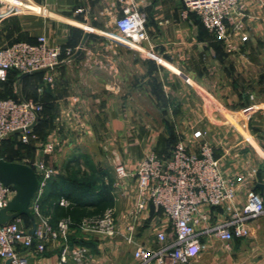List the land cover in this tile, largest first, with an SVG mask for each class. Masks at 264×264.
<instances>
[{"label": "crops", "instance_id": "crops-1", "mask_svg": "<svg viewBox=\"0 0 264 264\" xmlns=\"http://www.w3.org/2000/svg\"><path fill=\"white\" fill-rule=\"evenodd\" d=\"M26 1V10L0 22V48L17 41L35 43L45 35L52 46L74 49L71 58L63 54L54 70V86L45 84L46 120L38 127L39 141L27 158L45 160L52 170L40 202L43 214L54 224L72 204L90 213L78 221L66 217L73 221L70 245L87 246L92 264H136V244L158 247L160 230L174 236L163 209L151 204L135 219L136 244L127 243L124 235L134 221L136 183L132 178L115 185L116 166L123 163L134 171L138 161L153 152L159 136L182 135L178 139L192 151L209 142L222 173L238 183L234 200L203 207L209 226L240 210L251 188L264 195V0L246 1L242 24L248 39H236L239 46L233 54L210 40L196 14L184 18L182 0L139 4L148 15V40L140 46L115 26L119 0ZM79 8L83 11L77 12ZM149 50L159 58L148 55ZM46 74L29 73L23 79L41 76L45 82ZM12 75L0 80V99L26 98L3 97L5 88L13 86ZM155 116L162 120L157 129L146 122L140 127L132 123ZM92 120H101L103 127ZM196 130L204 132L200 139L194 138ZM102 136L105 142L99 141ZM48 141L56 144L51 154L42 149ZM104 185L110 186L111 195L99 212L116 207L119 234L115 237L81 227L84 218L98 209L94 204L103 198ZM62 198L71 205H61ZM28 220L23 216V226H31ZM249 229L250 235L235 236L232 253L223 255L205 256L221 241L202 234L203 250L188 264H264V214L250 220ZM61 249V240L50 242L42 253L32 249L29 263L57 264ZM6 262L0 258V264Z\"/></svg>", "mask_w": 264, "mask_h": 264}, {"label": "built area", "instance_id": "built-area-1", "mask_svg": "<svg viewBox=\"0 0 264 264\" xmlns=\"http://www.w3.org/2000/svg\"><path fill=\"white\" fill-rule=\"evenodd\" d=\"M144 0H119L120 12L114 13L115 26L120 33L140 46L148 40L147 13L140 8ZM183 16L188 18L194 13L205 29L220 41L228 54L238 50V42H245L248 36L243 31L242 18L245 16L247 0H182ZM26 0H0V22L24 8ZM83 11L82 8L76 10ZM86 29L91 30L90 26ZM152 49V48H151ZM71 58L74 49L50 45L48 38L41 35L35 43L17 41L0 48V80H6L9 72L19 73L47 72L45 83L54 86L53 72L63 61V54ZM148 55L159 57L149 50ZM254 98V95H251ZM40 102L29 98L0 99V144L11 137L26 145L39 140L36 127L43 115ZM194 138L200 139L204 132L196 130ZM56 144L48 141L43 145L46 154L54 152ZM39 175L40 186L32 199L29 210L36 220L34 233L30 227L22 224L23 216L0 224V258L10 260V264H30L28 254L34 249L42 253L52 241L61 240L62 249L57 264H92V254L87 246H72L69 235L73 221L63 217L54 224L42 212L40 196L52 170L45 160L27 159ZM117 182L135 179V206L132 210L134 221L126 227L124 239L129 244H136L134 231L139 213L151 204L159 205L173 227L174 236L169 237L166 230L156 233L158 247L136 244L133 256L136 264H188L203 250L201 236L204 233L214 235L226 249L231 248L235 236H249V221L264 214V195L256 188H251L240 210L234 211L223 221L208 225L209 216L203 207H214L226 201L234 200L238 183L232 177H226L219 159L215 157L214 147L207 141L198 145L197 151L178 140L168 155L150 152L142 157L134 171L120 163L115 168ZM241 182L245 181L242 177ZM12 185L0 181V210L15 196ZM60 204L71 205V201L62 198ZM198 226L204 230L199 232ZM83 230L99 236L115 237L119 234L117 209L109 206L103 212L84 218ZM105 264H115L107 262Z\"/></svg>", "mask_w": 264, "mask_h": 264}, {"label": "rangeland", "instance_id": "rangeland-1", "mask_svg": "<svg viewBox=\"0 0 264 264\" xmlns=\"http://www.w3.org/2000/svg\"><path fill=\"white\" fill-rule=\"evenodd\" d=\"M210 40L215 44L216 41H218L213 35L210 34ZM219 42V41H218ZM13 82V86L11 85L9 88H5L3 91V97H26V98H33L36 101L40 102L43 106V115L41 120L38 123V127L40 125H43V122L46 120V104L43 99V90L46 88L45 82L43 81L41 76L36 77H28L26 79H19L18 76L12 75L10 77ZM152 114L155 115V111H152ZM93 123H96L98 127H103V124L101 123V120H92ZM143 122H146L149 126H152L154 129H157V127L162 123V120L158 119L156 116L152 117L150 119H144V120H132V123L134 126L140 127L143 125ZM101 124V125H100ZM100 125V126H99ZM102 129V128H101ZM182 135H168L166 137L159 136L158 142L154 145L152 151L158 153V154H167L173 149L174 144L179 140ZM157 136L154 135L153 138L155 139ZM177 140V141H176ZM39 141V140H38ZM38 141L34 142L32 145L24 146L19 144L16 137L9 138L5 143L0 144V155L6 157V159L11 161H18V162H25V160L30 159L27 158V154L32 149L31 146ZM99 141L105 142L106 140L102 138H99ZM160 141V142H159ZM95 143H97L95 141ZM95 143H92V147L95 145ZM225 250V251H223ZM233 247L230 249H226L223 243L219 242L214 245V247L211 249H208V251L205 253V256H210L213 253H216L217 255H223L227 254L229 252L232 253Z\"/></svg>", "mask_w": 264, "mask_h": 264}, {"label": "water", "instance_id": "water-1", "mask_svg": "<svg viewBox=\"0 0 264 264\" xmlns=\"http://www.w3.org/2000/svg\"><path fill=\"white\" fill-rule=\"evenodd\" d=\"M28 74L24 73L22 77ZM0 181L5 185H12L16 190L15 196L0 210V224L26 216L31 222L30 232L34 233L36 220L29 206L39 190L38 173L27 163L9 161L0 157ZM6 264H10V260H7Z\"/></svg>", "mask_w": 264, "mask_h": 264}, {"label": "trees", "instance_id": "trees-1", "mask_svg": "<svg viewBox=\"0 0 264 264\" xmlns=\"http://www.w3.org/2000/svg\"><path fill=\"white\" fill-rule=\"evenodd\" d=\"M201 22V21H200ZM202 24V23H201ZM203 26V25H202ZM203 28L205 29V27L203 26ZM206 30V29H205ZM207 31V30H206ZM210 34V33H209ZM220 42V41H219ZM221 43V42H220ZM13 72V74L15 75H19V79H23L22 77V74L24 73H19L18 71L16 70H12L9 72V74ZM36 73V72H35ZM9 76V75H8ZM36 130H38V126L36 127ZM13 138V137H11ZM8 140V139H7ZM7 140H4L1 144L5 143ZM177 141V140H176ZM19 142V141H18ZM19 144L21 145H24V146H29V145H26V144H23L21 142H19ZM171 152V151H170ZM170 152H168L167 154H160V155H168L170 154ZM2 156V155H0ZM8 160V159H7ZM11 161V160H9ZM257 190V189H256ZM108 194V195H107ZM64 195V194H63ZM103 198L98 200L94 205L98 206V209L96 211H91L92 213L91 214H99L101 212H99L106 204V202L109 200L108 197L111 195V192H110V186L109 185H104L103 187ZM112 206V205H110ZM81 207V205H76V204H72L71 206L67 207L66 208V211L64 213L63 216H70L72 219L78 221L81 217L85 216V215H88L90 214L89 212L86 213L85 211L83 210H80L79 208ZM95 212V213H94ZM27 220L28 218L26 216H24ZM29 221V220H28Z\"/></svg>", "mask_w": 264, "mask_h": 264}]
</instances>
